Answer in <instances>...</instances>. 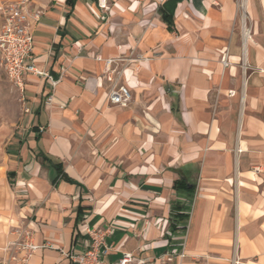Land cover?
I'll return each instance as SVG.
<instances>
[{
  "label": "crops",
  "instance_id": "0c3cea01",
  "mask_svg": "<svg viewBox=\"0 0 264 264\" xmlns=\"http://www.w3.org/2000/svg\"><path fill=\"white\" fill-rule=\"evenodd\" d=\"M32 7L33 63L55 83L25 75L28 111L0 140V264H21L4 250L19 228L39 246L27 264H79L65 253L107 227L105 260L264 264V0Z\"/></svg>",
  "mask_w": 264,
  "mask_h": 264
},
{
  "label": "built area",
  "instance_id": "2783aa9c",
  "mask_svg": "<svg viewBox=\"0 0 264 264\" xmlns=\"http://www.w3.org/2000/svg\"><path fill=\"white\" fill-rule=\"evenodd\" d=\"M32 1L3 0L0 3V65L8 80L19 91L21 100H23L24 80L27 73L48 78L52 87L55 83L48 71L36 67L33 63L32 21L38 18L39 11L33 9ZM112 61V59H106L103 69L106 79L111 82L107 97L111 103L126 106L130 100V90L125 84L114 79L113 69H111ZM51 102L52 94H49L45 97L44 103ZM23 110L28 111V108L23 106ZM109 231V227L100 231L91 230V241L80 250L65 253V256L79 264H143L145 262L131 252H123L117 260L103 259L100 246L104 243L103 236ZM17 233L18 238L9 242L4 250L9 253L10 259L27 264L39 246L34 243L29 229L19 228ZM172 259L173 254L169 253L161 258L160 264Z\"/></svg>",
  "mask_w": 264,
  "mask_h": 264
},
{
  "label": "rangeland",
  "instance_id": "374dc122",
  "mask_svg": "<svg viewBox=\"0 0 264 264\" xmlns=\"http://www.w3.org/2000/svg\"><path fill=\"white\" fill-rule=\"evenodd\" d=\"M23 105L17 88L0 65V140L8 136L22 115Z\"/></svg>",
  "mask_w": 264,
  "mask_h": 264
},
{
  "label": "trees",
  "instance_id": "16d2710c",
  "mask_svg": "<svg viewBox=\"0 0 264 264\" xmlns=\"http://www.w3.org/2000/svg\"><path fill=\"white\" fill-rule=\"evenodd\" d=\"M182 209V205H180L178 202H175L171 205V228H176V224L186 218L187 213L182 211Z\"/></svg>",
  "mask_w": 264,
  "mask_h": 264
}]
</instances>
